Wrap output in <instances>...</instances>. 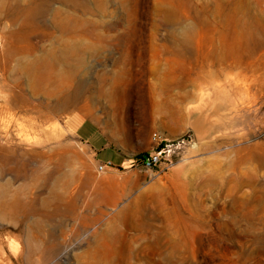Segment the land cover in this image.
I'll return each mask as SVG.
<instances>
[{
    "label": "rangeland",
    "instance_id": "374dc122",
    "mask_svg": "<svg viewBox=\"0 0 264 264\" xmlns=\"http://www.w3.org/2000/svg\"><path fill=\"white\" fill-rule=\"evenodd\" d=\"M71 1L52 0L34 34L51 35L58 47L76 36L56 26V10L99 32L118 23L104 32L110 43L93 40L97 49L84 51L80 72L97 89L103 72L129 69L134 95L111 108L94 94L35 132L21 126L22 110L0 111V142L14 153L0 181L11 179L14 192L17 159L33 151L41 175L25 196L40 200L54 186L75 204L39 227L31 225L40 214L0 216V264H83L79 255L115 216L126 250L114 264H264V0ZM28 2L0 0V105L19 90L43 98L31 92L33 76L17 71L41 51L6 59L10 31L29 19L6 11ZM155 132L192 138L164 171L140 164Z\"/></svg>",
    "mask_w": 264,
    "mask_h": 264
},
{
    "label": "bare ground",
    "instance_id": "6f19581e",
    "mask_svg": "<svg viewBox=\"0 0 264 264\" xmlns=\"http://www.w3.org/2000/svg\"><path fill=\"white\" fill-rule=\"evenodd\" d=\"M95 1L102 2L103 0ZM68 2L75 6V1L68 0ZM51 3L52 0H29L26 6L19 5L17 9H8L6 11L8 15L29 16V19L25 20L19 29L10 31L6 59L10 63L17 55L26 57L33 55L36 51H41L40 56H36L26 62L21 60L23 67L17 68V71L27 70L33 76L30 85L31 92L33 95H41L43 98L31 99L25 90H19L11 101L6 100L3 105H0V111L11 107L22 110L21 126H26V128L28 127V129L33 131L49 119L51 114L53 115L69 107L75 110H82L93 101L95 98L94 94L97 95V98L109 100L111 108L114 107V102L118 99L134 95V89L130 86L132 73L129 69H123L115 76H110L108 72H103L99 77L97 89H94L91 82L80 72L81 67L85 63L84 51L97 49V44L93 40L110 43L112 39L106 36L104 32L116 28L118 23L114 22L104 25L103 31L99 32L94 30L98 25L89 21H80L75 18V15L70 13L63 16L62 11L56 10V26L62 32L74 33L76 36L61 43L60 47L52 46L57 40L51 39L49 37L51 35L34 34L33 32L38 27L34 23L36 18L43 15ZM84 40L88 41V43H83ZM45 41H50L49 47L40 44ZM119 41H121V38H118V44H120ZM18 83L19 80L17 79ZM18 86H20V83ZM166 115L170 116L172 114L165 112L163 116ZM74 120L78 123L79 117L74 118ZM30 152L28 155H22L17 159L18 165L15 167V180H21L22 183L14 192L11 191L13 183L11 179L0 181V216L18 221L25 220L32 214H40L41 217L32 222L31 225L39 227L43 225L44 221L55 218L57 215L60 216L72 212L75 204L73 201L68 200L63 193L56 192L54 186L48 188L50 196L40 200L36 197L28 198L25 196L26 189H29L31 185H36L41 175L37 168H33L36 167V164L33 161V151ZM13 154L8 147L0 142V176L5 170L11 169L10 164ZM43 156L46 158L47 154H43ZM43 177L48 181L50 176L45 173ZM179 215L183 217L182 214ZM118 218L119 216H115L112 219L111 223L113 224L99 235V240L93 247L88 248L79 255V260L83 264H100L103 262L114 264L120 262L121 255L123 250H126V247L125 245H118L115 223L119 221ZM126 221L128 222L127 218ZM67 251V248L61 251L59 258L65 256ZM166 259H169V257Z\"/></svg>",
    "mask_w": 264,
    "mask_h": 264
},
{
    "label": "built area",
    "instance_id": "2783aa9c",
    "mask_svg": "<svg viewBox=\"0 0 264 264\" xmlns=\"http://www.w3.org/2000/svg\"><path fill=\"white\" fill-rule=\"evenodd\" d=\"M152 137L155 144L154 149L140 159V164L146 169L164 171L173 164L174 156L181 154L183 149L192 142V138L185 135L166 138L155 132ZM103 166L100 165V169H103Z\"/></svg>",
    "mask_w": 264,
    "mask_h": 264
},
{
    "label": "trees",
    "instance_id": "16d2710c",
    "mask_svg": "<svg viewBox=\"0 0 264 264\" xmlns=\"http://www.w3.org/2000/svg\"><path fill=\"white\" fill-rule=\"evenodd\" d=\"M89 125H91L89 122H85L80 128H79V132L80 133H83V131H84V128L86 127V126H89ZM82 135V134H81Z\"/></svg>",
    "mask_w": 264,
    "mask_h": 264
},
{
    "label": "crops",
    "instance_id": "0c3cea01",
    "mask_svg": "<svg viewBox=\"0 0 264 264\" xmlns=\"http://www.w3.org/2000/svg\"><path fill=\"white\" fill-rule=\"evenodd\" d=\"M79 128H80V127H79ZM79 128H78V129H79ZM89 136H90V137L93 136V133H92V134H89Z\"/></svg>",
    "mask_w": 264,
    "mask_h": 264
}]
</instances>
